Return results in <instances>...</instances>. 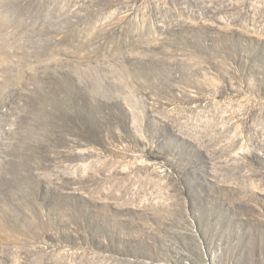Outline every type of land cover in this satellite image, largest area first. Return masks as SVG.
I'll list each match as a JSON object with an SVG mask.
<instances>
[{"label":"rangeland","instance_id":"374dc122","mask_svg":"<svg viewBox=\"0 0 264 264\" xmlns=\"http://www.w3.org/2000/svg\"><path fill=\"white\" fill-rule=\"evenodd\" d=\"M0 264H264V0H0Z\"/></svg>","mask_w":264,"mask_h":264}]
</instances>
